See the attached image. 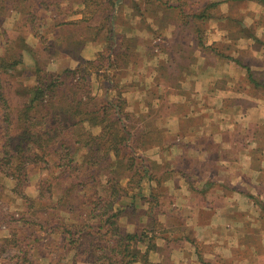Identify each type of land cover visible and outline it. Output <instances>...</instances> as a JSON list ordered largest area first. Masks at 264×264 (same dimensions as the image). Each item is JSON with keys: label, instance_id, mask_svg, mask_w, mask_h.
Segmentation results:
<instances>
[{"label": "rangeland", "instance_id": "1", "mask_svg": "<svg viewBox=\"0 0 264 264\" xmlns=\"http://www.w3.org/2000/svg\"><path fill=\"white\" fill-rule=\"evenodd\" d=\"M119 1L0 0V56L15 53L22 62L0 75V264H167L168 251L160 252L159 263L150 261L149 254L157 251L158 237L176 239L163 233L164 225H169L167 230L176 225L165 222L163 214L179 215L180 206L170 195L174 185L166 182L173 174L170 166L178 163L166 151L179 137L176 129L198 133L205 126L214 135L245 137L253 149L252 168L264 161L259 152L264 148V65L258 57L264 39L249 41L248 65L238 41L247 30L224 24L232 39L215 42L214 25L201 24L216 9L214 2L208 0L206 12L197 0H150L148 12L138 7L133 12L144 18L145 13L167 9L170 16L163 19L177 24L174 29L157 23L146 27L145 17L138 29L151 34L146 41L142 31L131 33L130 14L118 9ZM237 11L240 6L231 14ZM218 12L226 15L225 9ZM260 13L253 16L260 18L258 24L244 25L252 34L264 30V7ZM118 22L124 24L123 31ZM233 60L251 69L249 79L255 84L243 90L249 99L215 103L207 95L209 81L218 79L223 87L224 74L238 79L228 66ZM196 65L214 66L216 73H196ZM145 81L151 84L141 101L127 98L132 87H139L135 84ZM180 83L184 96L173 103L171 93ZM36 87L37 101L32 94ZM202 143L215 151L210 137ZM16 144L24 153L13 151ZM97 144L100 150L93 151ZM215 154L205 160L213 162ZM186 160L179 168L202 174L203 167ZM213 171L208 164L207 172ZM213 185L206 183L205 189ZM236 189L253 199V223L258 219L255 209L264 211V202L252 195L250 186ZM256 191H264V184ZM127 194L141 199L137 211L118 215L112 206L108 215H101L111 199ZM126 225L133 229L127 231ZM85 227V234L77 233ZM60 228L77 241L71 244ZM192 245L204 257L200 242Z\"/></svg>", "mask_w": 264, "mask_h": 264}, {"label": "crops", "instance_id": "2", "mask_svg": "<svg viewBox=\"0 0 264 264\" xmlns=\"http://www.w3.org/2000/svg\"><path fill=\"white\" fill-rule=\"evenodd\" d=\"M149 1L150 0H120L118 2V9H127L130 14L128 27L133 30L131 33H134L136 36L138 31H142V39L146 41L151 40L149 37L151 34L148 32L144 33V30L138 29L139 21H144L145 17L146 27H149V23H157L161 26L166 24L165 28L171 27L174 29L177 24L176 22H169L163 19L165 16H170L169 10L167 9L159 12V14L153 12L154 14L149 13V15L145 13L144 18H142L141 15L138 17L137 13L133 12L136 7L148 12L149 7L153 6ZM197 1H200L199 7L207 12L209 8L208 0ZM210 1L214 2L217 7L209 12L210 17L208 21L201 19V24L209 23L214 25L211 27L213 33L216 34L213 39L215 42H223L232 39V37H230L228 25L226 28V25L223 27L224 24L233 23L232 25L234 26L240 25L241 31L247 30L242 32L243 35L240 37L242 39L238 41L242 42V49L247 52L243 54L239 50V54L243 59H246L244 63L249 65L248 59L250 56L248 53L251 50L250 42L258 41L259 39L263 40L264 30H256L254 34H252V32L248 31L249 29L246 28V26L250 27L251 23H259L260 18H253V16L260 12L263 13L264 0H209V3H211ZM71 3L75 4V0H71ZM76 6L79 7L78 5ZM239 6L241 7V11L231 14L234 10H237ZM219 9H225L226 15L218 16L220 15L218 12ZM214 12L217 14L215 15ZM174 16L177 20L176 14ZM159 19L162 20V23L158 22ZM115 25L120 31H123V23L121 24L118 22V24ZM97 26H99V24H97ZM159 29L162 33L164 32L163 28ZM212 29L208 30V34H212ZM149 31L152 32V29ZM169 32L173 36L178 34L174 33L175 31L169 30ZM200 34L206 35L204 30H200ZM191 37H194L192 32ZM224 37H226V39ZM178 39L180 38L176 40ZM231 50L232 46L229 48V51ZM234 53L237 55V51L232 52L233 55H235ZM253 55L256 54L253 53ZM258 57L264 65V49ZM228 66L237 72L238 79L235 78L234 75H229L228 77L224 74L223 77L227 80H225L226 84L221 87L217 84L218 79L216 80L213 78V80L209 81L207 86V95L212 96L215 103H223L233 99H244L243 101L246 102L245 100L249 99V97L244 98L243 90L244 88L250 89L251 85L254 86L255 84V82H251L249 79L251 69L240 61L235 60ZM193 70L196 71V73L203 74L207 73L206 70L209 73H216V67L207 65H196ZM149 71L154 73L155 69ZM150 82L145 81V83L140 82L135 84L136 86L139 85V87H132L131 91L129 90L126 94L127 98L132 99L134 96H137V98L145 97V91L147 90V86H150ZM200 85L201 84H199V86ZM165 88L163 87V89ZM178 89L181 90L177 93L176 91ZM178 89L173 90L171 93V96L175 97L173 103L176 102L179 97L182 99V96H184L181 93L182 90H184L181 83ZM239 89L241 94L237 93ZM139 101H141L140 98ZM182 101L183 100H181V102ZM195 105L196 100L195 103H193V106ZM174 131H177L175 134H179V137L176 141H173L170 146H167L168 149L166 151L170 157L175 156L178 163L177 166L171 163L172 166L170 167L173 174L166 182L173 183L174 186L172 188V194L170 195L174 197L173 200H176L180 207H178L179 215L177 218L168 212L167 215L163 214V216H166L165 222L176 224L172 225L168 230L166 226L169 225H164L165 231H163V233L166 232L168 235H172V237L175 236L176 239L172 238V241L167 237H158L160 242L156 244L157 251L149 254V260L153 261V263H159L160 260L163 259L160 252L166 250L170 255V259L166 261L167 264H213L215 260L217 261L216 264H264V211L255 209L258 219L250 223V218L253 215L252 212H254L253 207L250 206L251 200L253 199H250L247 193H241L236 189V187L243 189L250 186L253 188L251 192H255L252 195H256L255 198L259 196L264 202V191H256V188L260 189V185L264 184V161H259L256 169L252 168L250 153L253 149L245 144V137L237 139L233 136V133L228 134V137H225L226 135H214L216 133H211L205 126L200 129L198 133H196V131H184L182 134L179 132V129ZM174 131L168 128L169 133H173ZM231 131H233L232 128ZM242 132L244 133L243 130ZM243 133L242 135H244ZM206 137H210L216 144V157L213 162L210 161L209 163L207 161L208 158L205 160V157L210 156L215 151L202 143ZM219 137H221V141H219ZM234 140H237V143ZM259 152L264 154V148L263 150H259ZM186 158L191 159L201 168L203 167L202 174H191L188 168H179L180 162L187 161ZM208 164L210 169L214 170L213 172H207ZM206 183L214 185L207 191L205 189ZM123 199H126V202L122 204ZM139 200L141 201V199H138L132 194H127L123 197L117 196L113 203V209L118 215L127 210L137 211L141 204ZM121 221L122 220H120V222ZM127 226L129 227L127 231L133 229L132 225H126L125 227ZM194 240L200 242L202 250L205 251L204 257L197 254L196 247L192 245ZM206 253L208 255L205 256ZM212 256L215 257H213L215 259L214 261H206L205 257L212 258Z\"/></svg>", "mask_w": 264, "mask_h": 264}, {"label": "trees", "instance_id": "3", "mask_svg": "<svg viewBox=\"0 0 264 264\" xmlns=\"http://www.w3.org/2000/svg\"><path fill=\"white\" fill-rule=\"evenodd\" d=\"M8 56L7 57L0 56V75L1 74H6L7 72H9V70H10V72L11 71L13 72L16 69V67H18L22 63L21 62V55L20 56H17L15 53H13V54L10 55L9 52H8ZM36 78L39 80V77H36ZM40 84H42V83H40ZM39 91H40V88L39 87L33 88V90H32V94L35 96V98H34L35 101H37V97L39 96ZM1 99H2V96H0V100ZM27 108H30V107H27ZM94 140H90V142L93 143ZM12 141L13 140L10 139V140H8V143L10 144V143H12ZM89 144H91V143H89ZM27 145H29V144H27ZM96 147H97L96 150L93 149V151H99L100 150V148L98 147V144L96 145ZM24 150L21 148L20 144H16L15 145V149L13 151L16 152L17 155H19L21 153H24ZM115 152H116V150H115ZM34 158H37V154H34ZM107 181L109 183L116 182L115 179H111V180L109 179ZM116 188H118L117 185H115V190H117ZM115 198L116 197H114L113 199H111L110 203H107L103 207L102 214L101 215H108V212L111 211V209H112V206H113V203H114ZM112 217H113V221H114V219L117 217V214L116 213L112 214ZM114 222H113V224H114ZM60 229H61V231L63 233H65V234H67L69 236L70 243L71 244L77 241V240L71 239V237H73V234L71 232L66 233L63 228H60ZM86 229H88V228L85 227L84 230H80V232L78 231L77 233H79L82 236L83 234H85V230Z\"/></svg>", "mask_w": 264, "mask_h": 264}]
</instances>
